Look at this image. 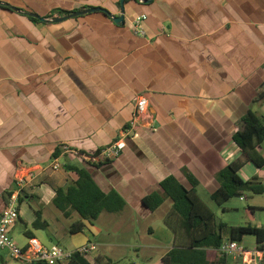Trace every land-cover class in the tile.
Instances as JSON below:
<instances>
[{
	"label": "crops",
	"instance_id": "0c3cea01",
	"mask_svg": "<svg viewBox=\"0 0 264 264\" xmlns=\"http://www.w3.org/2000/svg\"><path fill=\"white\" fill-rule=\"evenodd\" d=\"M0 1L43 18L57 9L121 13V0ZM140 15L147 16L143 36L132 27ZM124 20L115 24L95 12L36 24L0 8V218L5 193L15 182L24 180L27 191L10 232L13 240L20 238L17 228L23 223L44 246L54 245V239L48 241L42 230L32 228L36 204L48 229L53 222L58 225L54 236L65 242L63 249L96 246L87 254L91 264L98 257L115 260L111 252L122 247L141 253L142 246L114 238L134 236L137 220L147 223L162 208L152 212L143 199L160 191L170 176L190 188L185 169L199 181L197 192L211 198L220 186L217 175L240 153L233 141L236 122L250 108L264 118V100L253 103L264 83V0H128ZM138 95L148 99L152 119L136 127L118 158L99 165L62 153L66 145L94 156L118 140L132 120ZM58 147L60 167L54 171ZM249 165L241 177L258 176L264 183V167ZM71 167L86 169L104 193L118 192L125 208L102 213L93 223L84 221L83 232L70 234L69 224L79 216L65 218L53 199L57 189L77 178ZM24 203L30 209L23 210ZM51 205L56 211L46 212ZM170 209L171 202L162 222L146 227L151 239L166 244L165 253L152 264H164L173 248L174 234L163 223ZM247 244L254 247L249 240ZM0 264L30 263L13 259L5 249ZM251 264L258 262L251 258Z\"/></svg>",
	"mask_w": 264,
	"mask_h": 264
},
{
	"label": "trees",
	"instance_id": "16d2710c",
	"mask_svg": "<svg viewBox=\"0 0 264 264\" xmlns=\"http://www.w3.org/2000/svg\"><path fill=\"white\" fill-rule=\"evenodd\" d=\"M0 8L8 9L2 5ZM86 9L88 8L74 11L57 9L48 17L66 16ZM100 12L109 17L107 10L102 8ZM28 19L36 24L41 23V20L34 17H28ZM263 100L264 83L257 90L253 103L257 104ZM233 141L240 153L217 175L220 186L211 194L212 201L219 206H223L235 197L243 198L247 193L251 195L264 194V183L258 176H254L250 180H244L241 177V172L249 164H253L258 169L264 167V156L261 153V147L264 143V118L250 108L236 122ZM62 147L63 152L60 147L54 152L53 160L58 159L61 152L67 153L65 148L68 147L66 145ZM68 149L81 158L84 156L93 158L102 151L94 156H89L77 150ZM110 162L112 161L102 159L98 161V164ZM69 170L74 171L77 178L66 187L55 191L53 205L63 213L65 218H71L73 213L79 216V220L69 227L70 234L83 232L86 227L84 221L93 223L102 213H119L125 208L126 202L120 194L116 191L104 193L86 169L71 167ZM184 174L191 185L190 188L185 187L174 176H170L161 182L160 191L143 199V204L152 212L158 210L167 201L171 202V209L165 215L163 223L174 234V241L173 248L162 259L164 264H230L229 255L220 251L227 241L238 242L250 250L253 246L248 245L247 241L254 240L258 249H264V227L251 225L234 227L219 222L215 212L197 192L199 181L187 169L184 170ZM16 188L17 182L11 191L5 193L7 200ZM26 193L25 187L22 188L18 212ZM35 215L36 219L32 223L33 230H47L49 223L43 219L42 211L36 210ZM25 236L28 239L34 238L32 231H26ZM94 263L115 264L113 260L107 257H98ZM67 264L91 263L87 259V254L75 251ZM260 264H264V259Z\"/></svg>",
	"mask_w": 264,
	"mask_h": 264
},
{
	"label": "built area",
	"instance_id": "2783aa9c",
	"mask_svg": "<svg viewBox=\"0 0 264 264\" xmlns=\"http://www.w3.org/2000/svg\"><path fill=\"white\" fill-rule=\"evenodd\" d=\"M147 20L146 15H140L134 18L132 22L133 31L139 36L145 34L143 23ZM151 114L149 112V101L143 95H138L134 100L133 117L127 129L123 131L121 137L113 142L108 147L104 148L98 156L93 158L84 156L82 159L85 161L98 162L102 159L113 161L118 158L127 147V138L131 137L136 127L142 121H150ZM67 153L76 154L65 148ZM60 164L58 159L53 160L51 168L55 171L58 170ZM25 181H17V188L9 196L5 209L0 218V251L8 250L11 257L22 262L30 264H67L75 251L88 254L90 251L96 250L94 244L85 245L77 248L75 251H68L59 245H52L50 247L44 246L37 238H29L28 243L24 247H19L11 238L10 232L20 219L18 207L19 196L21 189L25 187ZM221 252L227 255L239 256L244 259L245 264L261 262L264 259V249H254L253 251L247 250L242 244L238 242L227 241L220 249ZM249 256L248 261L245 260Z\"/></svg>",
	"mask_w": 264,
	"mask_h": 264
},
{
	"label": "rangeland",
	"instance_id": "374dc122",
	"mask_svg": "<svg viewBox=\"0 0 264 264\" xmlns=\"http://www.w3.org/2000/svg\"><path fill=\"white\" fill-rule=\"evenodd\" d=\"M198 194L203 199V201L215 212L219 222H224L229 226L234 227L248 225L264 227V208H262L264 206V194L251 195L247 193L245 194L246 198L235 197L229 200L223 206H219L215 202H213L210 198V194L205 191L200 190ZM169 204L170 201L163 205L162 208L159 209V211L152 218H150V220L147 222L148 224L146 222H144L143 224L142 222L137 220V223L134 226L137 234H135L134 236H130L127 238H114L116 242L124 241L125 243L143 247L141 253H139L138 249L134 247H122L120 248V250L116 249L115 252L111 250V255L115 259L113 260L115 264H152V261H156L165 253L166 244L160 241L158 238L151 239L146 234V227L149 225L153 228H156L162 222V214L166 211ZM33 206L36 210L40 208L36 204ZM52 206L53 205L47 207L46 212H49L50 210L56 211L55 207ZM253 206H256V208H253ZM22 209H30L28 203H24ZM53 224L54 225H52L50 229L42 230L40 232L45 235V238L48 241L52 238L54 239V244L64 246L65 242L62 239L55 238L54 231L56 230V227H58V225L54 222ZM70 225L71 224H69V226ZM26 230L27 227L23 223H19L17 232L19 233L20 238L14 239L15 242L19 244V246L23 245L22 243L28 242V238L23 234ZM249 241L254 243V247H256L254 240ZM149 245H156L158 249H146V246ZM48 247H50V245ZM254 247H252L251 249H253ZM91 257H93L92 254ZM228 260L230 264H242L243 262L241 257L233 255H229Z\"/></svg>",
	"mask_w": 264,
	"mask_h": 264
},
{
	"label": "water",
	"instance_id": "95a60500",
	"mask_svg": "<svg viewBox=\"0 0 264 264\" xmlns=\"http://www.w3.org/2000/svg\"><path fill=\"white\" fill-rule=\"evenodd\" d=\"M125 1L126 0H121V6H120V12L121 13H120V16H114V15H112L110 13L108 14L109 17L115 22V24H124V21H125L124 20ZM136 1L149 4L153 0H136ZM0 5L7 7L11 11H14V12H17V13H20V14H24V15H26L28 17H34V18L39 19V20H41L42 22H45V23H49V22L60 23V22H63L65 20H67V19L83 16V15L90 14V13L100 12L101 9H102V8H91V9H87V10H83V11H76V12H74L72 14H69V15L63 16V17L43 18L40 15L35 14V13L24 12V11L12 6L11 4L3 2V1H0Z\"/></svg>",
	"mask_w": 264,
	"mask_h": 264
}]
</instances>
